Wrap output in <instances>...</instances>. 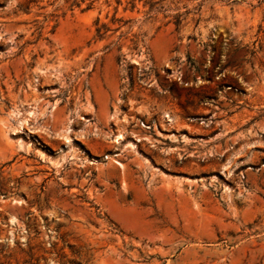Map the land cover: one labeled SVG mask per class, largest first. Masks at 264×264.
Returning <instances> with one entry per match:
<instances>
[{
    "label": "rangeland",
    "instance_id": "1",
    "mask_svg": "<svg viewBox=\"0 0 264 264\" xmlns=\"http://www.w3.org/2000/svg\"><path fill=\"white\" fill-rule=\"evenodd\" d=\"M0 264H264V0H0Z\"/></svg>",
    "mask_w": 264,
    "mask_h": 264
}]
</instances>
